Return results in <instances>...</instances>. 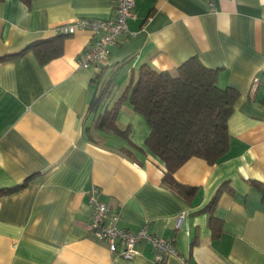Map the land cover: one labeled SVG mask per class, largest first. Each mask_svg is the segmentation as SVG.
I'll use <instances>...</instances> for the list:
<instances>
[{
  "label": "crops",
  "instance_id": "obj_1",
  "mask_svg": "<svg viewBox=\"0 0 264 264\" xmlns=\"http://www.w3.org/2000/svg\"><path fill=\"white\" fill-rule=\"evenodd\" d=\"M113 2L0 0V264H155L144 240L124 258L92 233V185L121 226L148 222L173 239L183 259L170 255L162 264H264L256 186L264 184V0H135L128 32L98 66L77 63L91 44L89 29L63 37L60 53L45 62L26 47L54 36L59 23L112 18ZM191 56L239 95L227 153L213 164L190 157L174 171L194 187L186 196L162 182V162L145 144L148 124L127 96L116 118L127 137L86 127L104 85L109 96L143 64L173 70Z\"/></svg>",
  "mask_w": 264,
  "mask_h": 264
},
{
  "label": "trees",
  "instance_id": "obj_2",
  "mask_svg": "<svg viewBox=\"0 0 264 264\" xmlns=\"http://www.w3.org/2000/svg\"><path fill=\"white\" fill-rule=\"evenodd\" d=\"M66 35L56 33L34 40L26 47L45 62L60 53ZM108 89V84L104 85L90 101L88 115L92 122L86 129L115 131L127 137V130L116 122L119 105L127 96L132 108L140 112L148 124L145 144L162 162V182L180 194L188 196L194 190L173 176L188 158L200 157L213 164L227 153L228 119L239 91L231 85H220L217 69L207 66L198 56L189 57L173 70L141 65L136 77L111 105L107 101ZM256 186L264 199V184L256 183Z\"/></svg>",
  "mask_w": 264,
  "mask_h": 264
},
{
  "label": "built area",
  "instance_id": "obj_3",
  "mask_svg": "<svg viewBox=\"0 0 264 264\" xmlns=\"http://www.w3.org/2000/svg\"><path fill=\"white\" fill-rule=\"evenodd\" d=\"M135 0H114V16L109 19L80 17L55 26V32L72 34L78 29H89L93 38L90 46L78 56L77 63L82 67L98 66L104 62L110 53L109 47L116 41V37L128 32L127 19L132 15ZM257 78H255V81ZM99 188L90 186L87 192V203L91 208L90 229L99 239L106 242L110 252L124 258H132L138 253L136 247L141 240L146 241L152 252L155 264H162L167 256L175 255L183 259L171 237L158 235L148 229L145 222L137 230L121 226L118 222V212L99 199ZM176 219V226L182 218Z\"/></svg>",
  "mask_w": 264,
  "mask_h": 264
},
{
  "label": "rangeland",
  "instance_id": "obj_4",
  "mask_svg": "<svg viewBox=\"0 0 264 264\" xmlns=\"http://www.w3.org/2000/svg\"><path fill=\"white\" fill-rule=\"evenodd\" d=\"M124 87H125V82H120V84L117 83L115 85L113 83V86L111 85V89H113V90L111 91L107 101H109V102L113 101V99H114L113 97H115L114 95L116 94V92L120 91V90L123 91Z\"/></svg>",
  "mask_w": 264,
  "mask_h": 264
}]
</instances>
